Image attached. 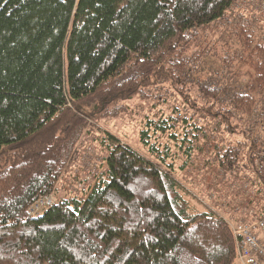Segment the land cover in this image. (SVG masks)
Returning a JSON list of instances; mask_svg holds the SVG:
<instances>
[{"label":"trees","instance_id":"1","mask_svg":"<svg viewBox=\"0 0 264 264\" xmlns=\"http://www.w3.org/2000/svg\"><path fill=\"white\" fill-rule=\"evenodd\" d=\"M236 2L0 0V264L241 261L243 234L175 175L214 135L209 152L238 183L241 163L262 162L249 135L264 134V15ZM143 91L171 111L144 124L150 157L104 131V169L59 186L90 118Z\"/></svg>","mask_w":264,"mask_h":264},{"label":"rangeland","instance_id":"2","mask_svg":"<svg viewBox=\"0 0 264 264\" xmlns=\"http://www.w3.org/2000/svg\"><path fill=\"white\" fill-rule=\"evenodd\" d=\"M243 5L253 6L255 7L253 8L254 10H258L264 15V0H237L234 6L236 8L234 9L236 15L241 13L240 9H242L241 7ZM231 14L232 12L227 16ZM230 46L235 47V42H231ZM205 74L207 73L205 72ZM201 77L202 79L206 78L205 76ZM170 94H174L173 97L177 96V98L179 96L175 89L169 91L168 97H170ZM164 97L166 96L162 95L160 100H156L153 98L151 91L148 96L143 91L142 96L136 95L130 100L121 101L116 103V105H112L109 112L101 117L90 118L89 122L92 123L91 128L93 134H89L88 136L84 135L81 139L83 144L76 146L74 150L75 155H73L68 163V167L72 170L65 172L64 182L62 181L59 186L67 184L68 181L71 182L77 174L83 176V179L78 180V184H82L84 178L88 176L89 169L95 167L94 160H97L96 167L100 166V169H104L105 162L103 160L106 157L107 151L102 148L100 145L101 142L97 140L98 135L100 138H103L101 132L104 131L113 134L122 143L130 145L143 155L150 157L147 149L141 142L140 133L147 120L152 119L159 110H162L165 116L170 115L171 111L168 105H161L165 99ZM172 103L169 102V104ZM204 121V119L201 121L202 125ZM237 136H229V138L231 140L234 137L237 139L241 135ZM249 136L251 137L249 145L253 143L258 147L255 154L257 157L255 156V158H258L257 160L261 159L262 161L259 164L258 172L253 164L249 162L241 163L242 166L245 165L246 167V172L243 173V179L246 178L249 182L244 180L242 183H238V175L227 174L215 163L214 151L209 152L213 149V144L217 141L215 135L211 137L210 142L207 139H201L199 147L194 153L190 168L185 167L181 169L180 166L184 163V160L183 158H179L175 163L177 167L175 175L189 190L192 196L191 201L197 209L214 212L218 217L225 219L231 228L247 223L252 228L254 226L259 227L257 235L263 244V223L257 224L256 221H264L260 219L257 210L264 209V134H261L259 127H256L255 131ZM173 153H177V151L173 150ZM178 155L180 157V154ZM82 189H84L83 184ZM54 201V196H48L38 200L34 204L36 212L45 209L49 206L50 202L53 203ZM237 264H246V261L241 259V261H237Z\"/></svg>","mask_w":264,"mask_h":264},{"label":"built area","instance_id":"3","mask_svg":"<svg viewBox=\"0 0 264 264\" xmlns=\"http://www.w3.org/2000/svg\"><path fill=\"white\" fill-rule=\"evenodd\" d=\"M52 202L49 203L51 205ZM249 227V228H248ZM264 230V223L262 224ZM233 230L237 234H243L244 239V251L242 255H240V260L243 259L246 261V264H261L264 262V246L260 242V238H258L254 233V227L252 226H244L238 225L233 227ZM254 250V253H251L249 250ZM260 257V258H258Z\"/></svg>","mask_w":264,"mask_h":264},{"label":"bare ground","instance_id":"4","mask_svg":"<svg viewBox=\"0 0 264 264\" xmlns=\"http://www.w3.org/2000/svg\"><path fill=\"white\" fill-rule=\"evenodd\" d=\"M233 228V227H232Z\"/></svg>","mask_w":264,"mask_h":264}]
</instances>
